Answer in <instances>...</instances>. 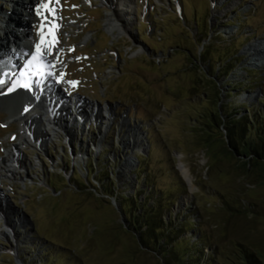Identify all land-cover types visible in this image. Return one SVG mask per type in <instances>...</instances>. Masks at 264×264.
<instances>
[{"label": "rangeland", "instance_id": "obj_1", "mask_svg": "<svg viewBox=\"0 0 264 264\" xmlns=\"http://www.w3.org/2000/svg\"><path fill=\"white\" fill-rule=\"evenodd\" d=\"M122 1L117 15L125 31L115 37L104 24L116 2L52 5L59 12L61 90L83 98L85 111L91 109L98 120L88 113L77 127L39 134L41 146L20 145L21 126L0 111V157L11 150L20 159L16 173L8 167L0 173V264H18V258L20 264H166L126 228L118 202L135 193L134 208L145 195L135 180L138 159L144 161L140 174L148 170V179L165 195L177 194L174 215L194 210L193 231L200 229L207 238L199 244L203 261L211 248L223 264L234 257L235 244L264 254V177L253 184L233 171L239 156L211 167L199 141L208 130L198 122L223 101L235 108L264 98V0H181L180 16L175 13L180 0ZM12 6L0 0L6 21ZM37 6L32 3L33 11ZM18 18L25 17L15 12ZM21 23L33 32L41 24ZM86 34L90 37L83 40ZM5 35L8 43L11 35ZM100 182H111L113 196ZM215 193L230 207H222Z\"/></svg>", "mask_w": 264, "mask_h": 264}, {"label": "trees", "instance_id": "obj_2", "mask_svg": "<svg viewBox=\"0 0 264 264\" xmlns=\"http://www.w3.org/2000/svg\"><path fill=\"white\" fill-rule=\"evenodd\" d=\"M218 77L211 74V78ZM250 84L251 80L249 85H245L244 92L248 91L246 87H251ZM218 90L216 95L220 96L221 92ZM233 94V89H229L226 93L227 97ZM247 103L238 104L234 108L232 104L223 101L200 116L198 122H201L208 131L199 141L213 162L211 167L216 168L223 158L230 160L236 156L242 157L243 159L239 160L232 170L249 177L253 180L251 183L256 184L255 179L264 177V98H259L257 104ZM215 131L218 132L216 136L209 133ZM143 163L144 161L138 159V167L134 173L136 184L139 186L137 189L145 195L139 198L134 208L135 193L119 196L118 199L123 220L127 223L126 228L135 233L143 248L159 255L166 264H217V252L211 248L207 259L203 261L205 254L202 246L207 243V238L200 229L198 232L193 231L195 224L190 216L194 210L190 208L187 214H184L185 210H181L174 215L177 194L170 191L165 195L162 189L157 188L154 182L148 179V170L146 174H140L143 171ZM100 183L102 188L113 196L110 189L111 182ZM178 188L182 194H185L182 182ZM215 195L219 196L222 207H230V202L224 195L220 196L217 193ZM165 196L168 197L166 200ZM238 203L241 208L250 210L245 202L241 203V199ZM201 225L202 221L198 220L197 226ZM200 242L203 243L202 246L199 245ZM235 245L237 251L234 257H227V261L223 260V264H264V254L260 250L255 248L252 250L240 244Z\"/></svg>", "mask_w": 264, "mask_h": 264}, {"label": "bare ground", "instance_id": "obj_3", "mask_svg": "<svg viewBox=\"0 0 264 264\" xmlns=\"http://www.w3.org/2000/svg\"><path fill=\"white\" fill-rule=\"evenodd\" d=\"M7 1L10 4H13L12 13L8 14L7 21L5 20L3 13L0 11V20L3 24L0 28V79L5 81L0 84V111L6 112L8 120L16 121L21 126L19 130L21 144H28L34 141L35 143L39 142L41 146L42 143H40V138H42V136L39 134H50L51 136H54L55 134H58L57 128H66L67 130L77 127L76 124L79 125L80 120L85 117L87 120L89 119L88 113L89 115L91 114L90 116L93 117L92 119L98 120L99 118L97 115L93 114L94 112H92L91 109L85 111L87 105L83 108L82 104H78L80 106L77 109L75 96H72V99H75L76 102L74 106L73 101L69 100L70 97L67 98L66 95L61 92V88H63L61 86H64L63 84H65V81H62L58 74L60 65L56 56L59 51V44L50 54L44 57L45 60L50 61L55 66L51 69L54 73L53 75L34 77L31 92H27L23 87L16 86L15 82L21 79L20 72L27 65V59L32 58V54L35 52V44L40 40L38 31L33 32L31 29L27 28L24 23H21V21L25 22L28 19L32 24L35 21L43 23L44 21L41 19V16H48L49 19L52 17L51 13L45 12L42 9L41 15H37V11H33V8H31L32 3L39 6L42 2L47 3V0ZM107 1L110 4L116 2V5L114 10L111 11V8L105 15L104 29L110 35L115 37L125 31H123L119 24L121 23L122 18L120 15H117L121 12L119 4L123 5L124 2L122 0ZM16 5L21 7L22 10H18L15 7ZM126 6L128 7L129 5ZM15 12H18V14L23 15L25 18H22V20H19L18 18V20L15 21ZM57 22L59 24L58 17ZM1 32L4 34V37L1 36ZM6 32L11 35V40H9L8 43L4 40L5 37L7 38V35H5ZM89 37L90 34H86L83 40H87ZM12 65H14V68ZM5 72L7 73V76L3 75ZM10 88H15V90L9 92L8 90ZM57 90L60 95L55 93ZM50 102L55 105L53 107L57 108L50 110ZM65 106L70 107L68 111L64 109ZM71 107L74 108L75 112L71 111ZM26 108L28 110H26ZM65 112L67 113V120H64V118L66 119L64 116ZM56 113L58 114L56 115ZM50 114L53 115V118L49 117ZM110 118L111 114L109 115L108 120H110ZM18 161H20V159H15L11 150H6V155L0 157V173H2L7 167V172L11 170L16 173ZM179 167L181 174L189 181L190 177L188 170L183 167V165H180Z\"/></svg>", "mask_w": 264, "mask_h": 264}, {"label": "snow or ice", "instance_id": "obj_4", "mask_svg": "<svg viewBox=\"0 0 264 264\" xmlns=\"http://www.w3.org/2000/svg\"><path fill=\"white\" fill-rule=\"evenodd\" d=\"M59 4V0H47V3H41L37 7V15H41V9L45 12L51 13V19L48 16H41L44 21L40 24L38 29V36L40 40L35 44V52L32 54L31 60L28 61L27 65L20 72V80L15 82L16 86L23 87L31 90L34 77H44L53 75L51 71L55 67L50 61L44 59V57L50 54L55 47L59 44L58 30L60 25L57 22L56 12L57 9L52 7L53 4ZM7 76V73H3ZM3 79H0V84L4 83ZM69 83L76 85L78 82L70 81ZM15 88H10L8 91H14ZM26 110H28L26 108Z\"/></svg>", "mask_w": 264, "mask_h": 264}, {"label": "water", "instance_id": "obj_5", "mask_svg": "<svg viewBox=\"0 0 264 264\" xmlns=\"http://www.w3.org/2000/svg\"><path fill=\"white\" fill-rule=\"evenodd\" d=\"M17 263L20 264L18 260H17Z\"/></svg>", "mask_w": 264, "mask_h": 264}]
</instances>
